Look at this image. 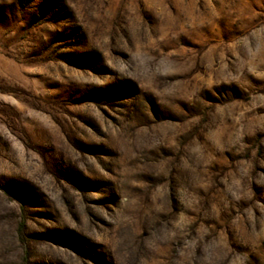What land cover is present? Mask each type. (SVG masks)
<instances>
[{"label": "rangeland", "instance_id": "obj_1", "mask_svg": "<svg viewBox=\"0 0 264 264\" xmlns=\"http://www.w3.org/2000/svg\"><path fill=\"white\" fill-rule=\"evenodd\" d=\"M0 264H264V0H0Z\"/></svg>", "mask_w": 264, "mask_h": 264}]
</instances>
